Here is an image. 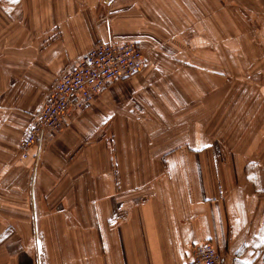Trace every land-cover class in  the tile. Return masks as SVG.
Wrapping results in <instances>:
<instances>
[{
	"label": "crops",
	"instance_id": "obj_1",
	"mask_svg": "<svg viewBox=\"0 0 264 264\" xmlns=\"http://www.w3.org/2000/svg\"><path fill=\"white\" fill-rule=\"evenodd\" d=\"M119 10L98 21L88 0H0V247L14 232L13 264H192L211 243L223 264H264V63L234 99L222 74L245 50L225 15L167 0ZM105 20L116 41L142 46L144 71L109 87L40 161L19 160L31 114ZM232 104L250 127L220 147ZM25 238L36 255L21 254Z\"/></svg>",
	"mask_w": 264,
	"mask_h": 264
},
{
	"label": "built area",
	"instance_id": "obj_2",
	"mask_svg": "<svg viewBox=\"0 0 264 264\" xmlns=\"http://www.w3.org/2000/svg\"><path fill=\"white\" fill-rule=\"evenodd\" d=\"M106 34L80 56L56 80L41 107L30 116L28 130L19 141L20 159H38L77 117L87 111L112 85L141 74L146 66L142 48L133 42H118L106 22ZM192 264H223L211 243L194 247Z\"/></svg>",
	"mask_w": 264,
	"mask_h": 264
},
{
	"label": "rangeland",
	"instance_id": "obj_3",
	"mask_svg": "<svg viewBox=\"0 0 264 264\" xmlns=\"http://www.w3.org/2000/svg\"><path fill=\"white\" fill-rule=\"evenodd\" d=\"M45 0H40V3ZM90 3H94V6L96 5L99 13L97 15L98 21H100L99 18L106 17L110 18L111 14L114 13L115 9L120 8L118 13L121 10H126V8L130 5H133L134 3H137V0H88ZM204 4L206 7L208 6L209 11L214 10V13L216 15H225L227 19L230 21V27H231V33H232V47H236L240 49H244L242 56L238 55H232V67L231 72L229 75L222 74V76H225L228 81L234 85L232 87V97L234 99L239 96V92L244 91L245 82L253 85L252 80L254 78L259 77L260 73H255L254 65L255 63H260L261 61L264 63V44L262 40V35L264 33V0H167V6L168 8L174 7H185L186 9L195 10L198 5ZM78 12L81 15L88 14L87 12L91 9L89 3H85L84 1H81L80 4L78 3ZM137 7V6H136ZM94 9V8H93ZM6 10L8 13H10L13 9L6 7ZM41 10V6H40ZM101 12V13H100ZM86 13V14H85ZM103 13V14H102ZM118 16V15H116ZM109 20H105L106 22ZM107 31L106 28L104 30ZM104 32V34H105ZM59 33L55 32V37H57ZM101 38L99 37L97 42H99ZM126 42V41H125ZM129 42V41H127ZM137 43L141 48L142 46L138 42ZM144 57H145V51L142 48ZM249 50V52L247 51ZM263 50V52L261 51ZM255 51L262 52L263 56L257 55L255 56ZM234 52V50H233ZM242 53V52H240ZM257 53V54H258ZM245 55V56H244ZM146 61V57H145ZM248 63L250 65L249 69L246 71L241 70L240 64H246ZM147 65V61H146ZM146 67V66H145ZM215 75L218 76L221 74L215 72ZM238 103V102H237ZM263 114H264V104L262 105ZM232 119L229 120L226 124L225 128L222 129V133L218 134L217 137H215L214 143L216 145H219L220 147L224 146H238L242 143H244L245 137L239 136V129L242 127L244 131V128L250 127L248 124L246 125V118L249 116L246 113H243L241 116V120L238 121L234 116L239 115V106H235L232 104ZM228 122V121H227ZM245 126V127H244ZM220 129L222 127H219ZM262 131L264 132V121L261 125ZM19 146V143H18ZM43 152V151H42ZM41 157V156H40ZM40 157L38 159H35L33 157L31 160L35 159L40 161ZM19 160L20 159V151H19ZM23 161V160H21ZM30 161V160H29ZM36 168L33 167L31 169L32 173L36 172ZM10 235V233H8ZM13 238L16 237V233H12ZM12 239L8 242L7 248H5V245L3 244L2 247H0V264H13L15 261V249L11 245ZM24 240H27L28 242L26 246H23L19 250L22 251L21 254L23 255H36V252L38 248L34 247L32 245V242L30 239L25 238ZM35 240V239H34ZM35 244V243H34ZM19 253V254H20ZM7 255V256H6ZM5 257H8L10 260L7 261V263H4Z\"/></svg>",
	"mask_w": 264,
	"mask_h": 264
}]
</instances>
